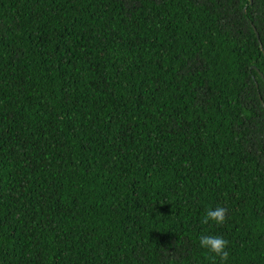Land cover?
<instances>
[{"label": "trees", "instance_id": "16d2710c", "mask_svg": "<svg viewBox=\"0 0 264 264\" xmlns=\"http://www.w3.org/2000/svg\"><path fill=\"white\" fill-rule=\"evenodd\" d=\"M260 93L264 0H0V264H264Z\"/></svg>", "mask_w": 264, "mask_h": 264}, {"label": "clouds", "instance_id": "9594fccd", "mask_svg": "<svg viewBox=\"0 0 264 264\" xmlns=\"http://www.w3.org/2000/svg\"><path fill=\"white\" fill-rule=\"evenodd\" d=\"M227 213L228 209L225 207L209 208L203 215L201 223L207 225L209 222H214L218 226L223 225L226 222ZM228 244L229 241L227 239L218 235H201L199 237L200 247L212 254L211 258L214 261L219 258L221 264H224L229 258Z\"/></svg>", "mask_w": 264, "mask_h": 264}, {"label": "water", "instance_id": "95a60500", "mask_svg": "<svg viewBox=\"0 0 264 264\" xmlns=\"http://www.w3.org/2000/svg\"><path fill=\"white\" fill-rule=\"evenodd\" d=\"M250 1L252 3V0H250ZM254 29H255V31L257 33V36H258V39H259V41L261 43V39H260L259 33L257 32V28L255 26H254ZM261 46H262V43H261ZM262 48H263V46H262ZM260 99H261L262 103L264 104V100H263V97H262L261 93H260Z\"/></svg>", "mask_w": 264, "mask_h": 264}]
</instances>
